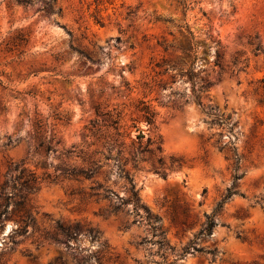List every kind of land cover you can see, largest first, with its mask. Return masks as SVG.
Segmentation results:
<instances>
[{"label": "rangeland", "instance_id": "rangeland-1", "mask_svg": "<svg viewBox=\"0 0 264 264\" xmlns=\"http://www.w3.org/2000/svg\"><path fill=\"white\" fill-rule=\"evenodd\" d=\"M22 170L0 264H264V0H0V184Z\"/></svg>", "mask_w": 264, "mask_h": 264}, {"label": "trees", "instance_id": "trees-1", "mask_svg": "<svg viewBox=\"0 0 264 264\" xmlns=\"http://www.w3.org/2000/svg\"><path fill=\"white\" fill-rule=\"evenodd\" d=\"M217 58L219 59V55H217ZM156 67H159V65H156ZM188 77L189 80L192 82L193 81V76L190 71H188ZM207 87L209 86V83L205 84ZM145 112V120L148 124H150L153 120V112L149 110L148 107L144 109ZM118 117V116H117ZM117 124H118V119L113 121L114 129H117ZM38 126V125H37ZM40 127V125L38 126ZM118 134V133H117ZM141 137V136H140ZM53 140V138H51ZM39 147H43L44 152L49 153L52 152L53 149L50 146H43L42 144H39ZM108 159V157L106 158ZM84 161V160H83ZM99 167V161L98 160H93L91 164H89L87 167H82L79 169L72 168L69 171H64L61 172L60 175L66 176L67 178H71L74 180H78L79 178L83 179H88L91 177L92 174L95 173L96 168ZM232 169H233V186L234 184L242 177V175L238 174V169H239V159L236 155L233 156V162H232ZM14 171H17L16 169ZM47 179L50 180L49 183H52L57 177H54L53 180H51V177L48 175L46 177ZM40 177L36 175L35 172L33 171H19L18 174L15 175H10L9 178L4 181L2 184H0V198L2 200V204L0 205V221L2 217L7 214L8 212V207L12 205L14 208V214H16L17 220L15 221L18 226L14 230L12 235H24L27 233V228L31 222H33V219L31 218V207L28 204L27 201V195L34 193L39 190V185H40ZM98 188H100V185H97ZM18 189L20 192H24L25 195L21 196L19 201L16 202H11V199L13 198L12 192L7 193L8 191H13ZM109 192L110 191H106ZM235 191L228 190L227 194L222 198L221 201H219L214 209V212H219L222 208V205L224 202L232 195L234 194ZM125 202H130L134 210H136L138 207L142 208L146 216L147 210L143 204H140V200L138 197V191L134 190L133 187L129 190V197ZM158 220L154 219V222L156 223ZM215 225L213 218L208 217L205 230L208 232L212 229V227ZM11 235V236H12ZM12 243H14L12 241Z\"/></svg>", "mask_w": 264, "mask_h": 264}, {"label": "water", "instance_id": "water-1", "mask_svg": "<svg viewBox=\"0 0 264 264\" xmlns=\"http://www.w3.org/2000/svg\"><path fill=\"white\" fill-rule=\"evenodd\" d=\"M5 233H8V228L7 227H5L4 230H3V234H5Z\"/></svg>", "mask_w": 264, "mask_h": 264}]
</instances>
